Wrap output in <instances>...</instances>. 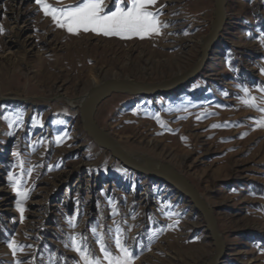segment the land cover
Returning a JSON list of instances; mask_svg holds the SVG:
<instances>
[{"label": "rangeland", "instance_id": "obj_1", "mask_svg": "<svg viewBox=\"0 0 264 264\" xmlns=\"http://www.w3.org/2000/svg\"><path fill=\"white\" fill-rule=\"evenodd\" d=\"M47 2L60 8L79 0ZM105 4L114 10V0ZM161 5L168 24L162 35L126 39L71 34L34 0H0V264H82L70 247L73 236H83L102 258L91 231L97 226L114 254L115 229H122L134 264H205L213 256L204 220L188 198L123 166L80 122L77 103L105 80L158 84L194 66L210 32L213 0ZM224 10L198 72L171 91L112 94L95 121L125 153L169 165L194 187L224 243L218 264H264V127L257 126L264 112L241 100L247 87L264 107V0H226ZM18 161L29 190L23 220L7 179L9 171L20 176ZM13 239L23 246L15 256Z\"/></svg>", "mask_w": 264, "mask_h": 264}, {"label": "snow or ice", "instance_id": "obj_2", "mask_svg": "<svg viewBox=\"0 0 264 264\" xmlns=\"http://www.w3.org/2000/svg\"><path fill=\"white\" fill-rule=\"evenodd\" d=\"M34 2L39 5L45 16L51 17L58 28L66 29L71 34H79L80 31H91L104 36L145 39L153 35H162L163 29L168 27V24L160 19L166 6L161 5L156 8L158 0H114V10L110 11H106L105 0H79L76 4L60 8L53 7L47 0H34ZM0 31H3L2 27H0ZM261 72L264 73V69H261ZM242 91L245 93L241 97L242 103L248 107L256 108L257 111L264 112V107H260L256 103L257 98L250 95L247 87L243 88ZM259 91L264 93V88H260ZM261 100L264 102V97H261ZM14 123L16 121L9 123V127H12ZM217 126L213 125V127ZM257 126L264 127V118L257 121ZM61 139L59 136L56 137L57 143H60ZM16 166L21 168L20 176H16L9 171L7 179L16 194V208L20 214V219L23 220L25 211L23 205L24 201L28 199L29 190L22 186L24 175L23 161H18V165H13V167ZM31 172L32 170L28 169L27 175L31 176ZM115 211L116 206L113 204V212L115 213ZM149 219L151 218L149 217ZM69 223L73 224L72 221H69ZM97 227H93L91 231L96 238V243L99 245L102 258L99 255H94L86 247V241L83 236L79 238L71 237L70 247L74 252L78 253L80 262L82 264H134L136 259L135 251L127 244V237L122 229L119 226L115 229L114 243L116 252L114 254L108 248L106 234L99 233ZM111 231L109 229V232ZM157 235H159V231L152 233L153 237ZM136 243L139 244L140 241L137 239ZM8 247L11 249L13 256L18 251H23V246L18 245L14 239L8 242ZM28 247H31V245H28ZM16 264H24V262L17 260Z\"/></svg>", "mask_w": 264, "mask_h": 264}, {"label": "water", "instance_id": "obj_3", "mask_svg": "<svg viewBox=\"0 0 264 264\" xmlns=\"http://www.w3.org/2000/svg\"><path fill=\"white\" fill-rule=\"evenodd\" d=\"M214 15L208 36L200 47V57L194 66L182 77L158 84H141L132 80L109 79L93 86L85 95L79 108L81 125L86 134L102 149L106 150L126 168L144 174L169 184L172 188L184 195L197 212L202 216L205 228L213 242L214 254L205 264H218L224 251V243L219 236L213 214L209 207L198 195L194 187L171 166L157 160H148V164H140L129 159L115 143V141L99 128L95 121L98 106L115 93L148 96L159 92H167L180 87L190 76L198 72L208 57V53L221 31L225 22L226 0H213Z\"/></svg>", "mask_w": 264, "mask_h": 264}, {"label": "bare ground", "instance_id": "obj_4", "mask_svg": "<svg viewBox=\"0 0 264 264\" xmlns=\"http://www.w3.org/2000/svg\"><path fill=\"white\" fill-rule=\"evenodd\" d=\"M94 81V84H95V80H93ZM83 102V101H82ZM82 102H79V103H77V106L78 107H80V105H81V103ZM120 148V147H119ZM129 159H131L132 161H134V162H137V163H140V164H144V165H147L149 162H148V160L146 161H140L139 159H137L136 157H133V156H131L130 154H128V153H125L123 150H121ZM179 174V173H178ZM212 258V257H211ZM211 260V259H210Z\"/></svg>", "mask_w": 264, "mask_h": 264}]
</instances>
